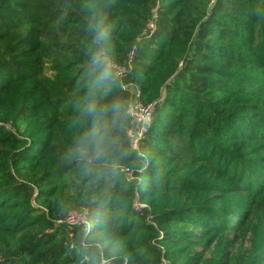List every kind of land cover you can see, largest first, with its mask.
Masks as SVG:
<instances>
[{"label": "trees", "instance_id": "16d2710c", "mask_svg": "<svg viewBox=\"0 0 264 264\" xmlns=\"http://www.w3.org/2000/svg\"><path fill=\"white\" fill-rule=\"evenodd\" d=\"M96 12L127 153L102 179L75 155ZM105 260L264 264V0H0V264Z\"/></svg>", "mask_w": 264, "mask_h": 264}, {"label": "clouds", "instance_id": "9594fccd", "mask_svg": "<svg viewBox=\"0 0 264 264\" xmlns=\"http://www.w3.org/2000/svg\"><path fill=\"white\" fill-rule=\"evenodd\" d=\"M88 28L92 34L93 51L89 61V75L93 83L89 88L85 112L92 118V122L77 142L75 155L78 160L85 163L86 171L91 172V166L98 165L94 175L96 179H102L119 174L122 170L120 161L127 156V153L117 155L118 141L112 135V129L116 126L121 111V104L115 101L110 105L100 103L108 96L111 85L115 82L111 25L107 22L104 13L96 12L91 16ZM139 155L142 156L143 153ZM90 228L89 225V230ZM103 264H106V260Z\"/></svg>", "mask_w": 264, "mask_h": 264}, {"label": "built area", "instance_id": "2783aa9c", "mask_svg": "<svg viewBox=\"0 0 264 264\" xmlns=\"http://www.w3.org/2000/svg\"><path fill=\"white\" fill-rule=\"evenodd\" d=\"M114 68L116 65H114ZM123 69L118 68L117 74H121ZM139 95V91H137ZM154 107L152 104H144L141 101H133L128 108V113L133 118L134 124L133 128L129 131V135L132 138H140L147 131L149 124L152 121ZM67 223L74 225L85 222V217L83 213L80 212H70L65 220Z\"/></svg>", "mask_w": 264, "mask_h": 264}]
</instances>
